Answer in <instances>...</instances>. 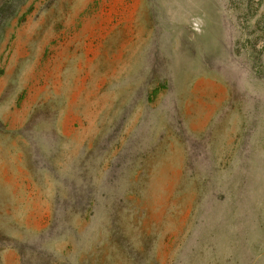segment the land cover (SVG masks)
Segmentation results:
<instances>
[{"label": "rangeland", "instance_id": "1", "mask_svg": "<svg viewBox=\"0 0 264 264\" xmlns=\"http://www.w3.org/2000/svg\"><path fill=\"white\" fill-rule=\"evenodd\" d=\"M0 264H264V0H0Z\"/></svg>", "mask_w": 264, "mask_h": 264}]
</instances>
